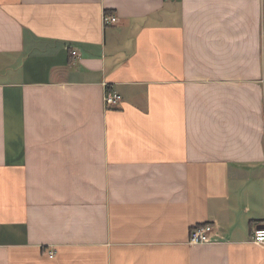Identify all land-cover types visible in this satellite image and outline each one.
<instances>
[{"label": "crops", "instance_id": "crops-1", "mask_svg": "<svg viewBox=\"0 0 264 264\" xmlns=\"http://www.w3.org/2000/svg\"><path fill=\"white\" fill-rule=\"evenodd\" d=\"M263 225L264 0H0V264H264Z\"/></svg>", "mask_w": 264, "mask_h": 264}, {"label": "built area", "instance_id": "built-area-1", "mask_svg": "<svg viewBox=\"0 0 264 264\" xmlns=\"http://www.w3.org/2000/svg\"><path fill=\"white\" fill-rule=\"evenodd\" d=\"M102 21L103 24L107 26L115 24L118 19L115 15L104 13ZM71 55L72 57H76L78 55V51L76 49H72ZM103 103L106 108H115L121 103V96L109 88V86L105 85ZM211 228L210 224H204L197 227L194 226L190 231L188 240L189 244L197 245L210 242ZM251 240L255 243L264 244V225L253 228ZM50 254L53 255L52 253Z\"/></svg>", "mask_w": 264, "mask_h": 264}, {"label": "trees", "instance_id": "trees-1", "mask_svg": "<svg viewBox=\"0 0 264 264\" xmlns=\"http://www.w3.org/2000/svg\"><path fill=\"white\" fill-rule=\"evenodd\" d=\"M201 225H204V224H201ZM197 226H200V225H196L195 227H197Z\"/></svg>", "mask_w": 264, "mask_h": 264}]
</instances>
